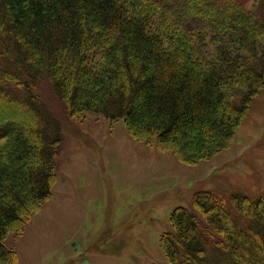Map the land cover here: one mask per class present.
I'll return each instance as SVG.
<instances>
[{
	"label": "trees",
	"instance_id": "1",
	"mask_svg": "<svg viewBox=\"0 0 264 264\" xmlns=\"http://www.w3.org/2000/svg\"><path fill=\"white\" fill-rule=\"evenodd\" d=\"M246 1L0 0V113L15 114L0 119V264H17L6 239L55 181L61 132L41 80L73 115L123 118L132 138L207 160L264 87V0ZM230 202L202 190L176 207L167 262L264 264V192Z\"/></svg>",
	"mask_w": 264,
	"mask_h": 264
},
{
	"label": "rangeland",
	"instance_id": "2",
	"mask_svg": "<svg viewBox=\"0 0 264 264\" xmlns=\"http://www.w3.org/2000/svg\"><path fill=\"white\" fill-rule=\"evenodd\" d=\"M36 92L58 123L61 140L50 197L21 234L6 239L17 264H169L161 235L173 230L176 207L194 210L195 192L210 191L228 206L233 195L264 192V87L230 145L195 164L132 138L123 118L71 114L48 79ZM5 109L0 119L15 117Z\"/></svg>",
	"mask_w": 264,
	"mask_h": 264
},
{
	"label": "bare ground",
	"instance_id": "3",
	"mask_svg": "<svg viewBox=\"0 0 264 264\" xmlns=\"http://www.w3.org/2000/svg\"><path fill=\"white\" fill-rule=\"evenodd\" d=\"M2 145V144H1Z\"/></svg>",
	"mask_w": 264,
	"mask_h": 264
}]
</instances>
